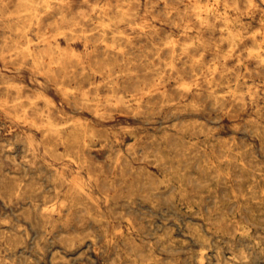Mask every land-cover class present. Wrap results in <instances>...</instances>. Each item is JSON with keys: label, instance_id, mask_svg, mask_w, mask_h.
<instances>
[{"label": "clouds", "instance_id": "9594fccd", "mask_svg": "<svg viewBox=\"0 0 264 264\" xmlns=\"http://www.w3.org/2000/svg\"><path fill=\"white\" fill-rule=\"evenodd\" d=\"M262 182L264 0H0V264H250Z\"/></svg>", "mask_w": 264, "mask_h": 264}, {"label": "rangeland", "instance_id": "374dc122", "mask_svg": "<svg viewBox=\"0 0 264 264\" xmlns=\"http://www.w3.org/2000/svg\"><path fill=\"white\" fill-rule=\"evenodd\" d=\"M225 123L227 124V121H225ZM223 135L225 136V138H227L228 136V132L225 131L223 133ZM264 183V182H262ZM177 211H180V212H183V213H186L187 210L184 209V208H181L179 205L177 206ZM261 211V212H260ZM260 214H264V210L260 209V208H257L255 205H253L248 211H246L244 213V215L247 217H249V220H252L253 223H256L258 225V228H254L253 229V233L256 234L257 231L261 232L264 234V219L263 218H257ZM237 219H239V216L237 217ZM263 220V221H262ZM193 223L194 224H197V223H204V220L201 218V217H195L194 220H193ZM174 237L175 238H178V239H183L181 233L179 231H177L175 234H174ZM190 247L195 249L197 248L198 246L194 243V242H191L190 241ZM70 256H74L76 255L75 253H70L69 254ZM89 255L92 257V259L96 262V264H102V261L99 259V257L96 256L95 253H89ZM211 255V254H210ZM212 264H215V261L213 260ZM250 264H264V246H263V250H259V249H256V250H253V255L251 257V260H250Z\"/></svg>", "mask_w": 264, "mask_h": 264}, {"label": "bare ground", "instance_id": "6f19581e", "mask_svg": "<svg viewBox=\"0 0 264 264\" xmlns=\"http://www.w3.org/2000/svg\"><path fill=\"white\" fill-rule=\"evenodd\" d=\"M260 212H261V211H260ZM247 218L249 219V217H248V216H247ZM257 218H258V219H259V218H260V219H261V218H263V219H264V214H260V215H259ZM262 221H263V220H262ZM253 235H255V233H253ZM260 235H261V237H264V234H263V233H261V232H260ZM263 246H264V245H262L261 247H254V249H253V250L259 249V250H261V251H262V250H263Z\"/></svg>", "mask_w": 264, "mask_h": 264}]
</instances>
